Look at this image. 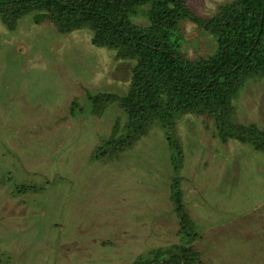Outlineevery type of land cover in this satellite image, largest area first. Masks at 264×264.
<instances>
[{"label": "rangeland", "instance_id": "rangeland-1", "mask_svg": "<svg viewBox=\"0 0 264 264\" xmlns=\"http://www.w3.org/2000/svg\"><path fill=\"white\" fill-rule=\"evenodd\" d=\"M185 1L210 18L233 0ZM131 19L147 24L146 7ZM176 35L186 59L216 50L188 19ZM91 36L32 13L11 27L0 18V264H133L174 250L183 241L173 177L205 264H264V153L222 141L208 114L175 118L177 160L157 122L97 155L125 135L127 117L116 102L96 110L90 96L124 95L135 61ZM233 106V123L264 129V77L248 79Z\"/></svg>", "mask_w": 264, "mask_h": 264}, {"label": "trees", "instance_id": "trees-1", "mask_svg": "<svg viewBox=\"0 0 264 264\" xmlns=\"http://www.w3.org/2000/svg\"><path fill=\"white\" fill-rule=\"evenodd\" d=\"M143 6L145 25L131 19ZM28 13L37 23L50 20L61 33L88 28L92 44L135 61L124 95L90 96L96 110L116 102L127 117L125 135L106 140L97 155L124 148L157 122L177 160L179 147L169 130L183 113H206L222 141L235 139L264 153V129L231 119L239 89L251 77H264V0H233L210 18L196 15L185 0H0V18L9 27ZM183 19L215 37L212 54L195 60L183 56L176 35ZM171 195L183 243L133 264H205L191 246L198 230L182 204L176 177Z\"/></svg>", "mask_w": 264, "mask_h": 264}]
</instances>
